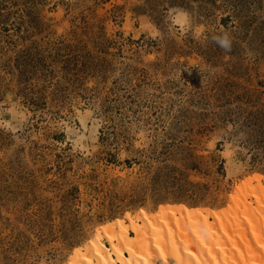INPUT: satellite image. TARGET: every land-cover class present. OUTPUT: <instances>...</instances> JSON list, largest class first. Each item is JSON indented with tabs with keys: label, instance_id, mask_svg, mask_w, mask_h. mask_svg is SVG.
<instances>
[{
	"label": "rangeland",
	"instance_id": "rangeland-1",
	"mask_svg": "<svg viewBox=\"0 0 264 264\" xmlns=\"http://www.w3.org/2000/svg\"><path fill=\"white\" fill-rule=\"evenodd\" d=\"M262 139L264 0H0V264H68L140 208L217 211Z\"/></svg>",
	"mask_w": 264,
	"mask_h": 264
},
{
	"label": "bare ground",
	"instance_id": "bare-ground-1",
	"mask_svg": "<svg viewBox=\"0 0 264 264\" xmlns=\"http://www.w3.org/2000/svg\"><path fill=\"white\" fill-rule=\"evenodd\" d=\"M263 180L247 179L217 211L169 203L127 212L98 227L68 264H264Z\"/></svg>",
	"mask_w": 264,
	"mask_h": 264
},
{
	"label": "clouds",
	"instance_id": "clouds-1",
	"mask_svg": "<svg viewBox=\"0 0 264 264\" xmlns=\"http://www.w3.org/2000/svg\"><path fill=\"white\" fill-rule=\"evenodd\" d=\"M211 41L225 52H229L232 48V37L224 29H221L218 34H212Z\"/></svg>",
	"mask_w": 264,
	"mask_h": 264
},
{
	"label": "trees",
	"instance_id": "trees-1",
	"mask_svg": "<svg viewBox=\"0 0 264 264\" xmlns=\"http://www.w3.org/2000/svg\"><path fill=\"white\" fill-rule=\"evenodd\" d=\"M261 142H264V139H262Z\"/></svg>",
	"mask_w": 264,
	"mask_h": 264
}]
</instances>
